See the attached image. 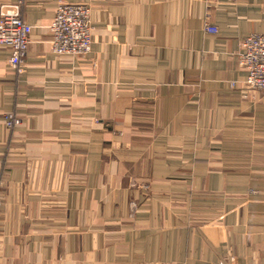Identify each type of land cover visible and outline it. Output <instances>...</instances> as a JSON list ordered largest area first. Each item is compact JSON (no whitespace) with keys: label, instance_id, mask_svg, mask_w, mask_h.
<instances>
[{"label":"crops","instance_id":"obj_1","mask_svg":"<svg viewBox=\"0 0 264 264\" xmlns=\"http://www.w3.org/2000/svg\"><path fill=\"white\" fill-rule=\"evenodd\" d=\"M57 1L0 0L32 26L24 72L0 47V264H264V93L237 59L264 0H59L91 7L77 57L48 46Z\"/></svg>","mask_w":264,"mask_h":264},{"label":"built area","instance_id":"obj_2","mask_svg":"<svg viewBox=\"0 0 264 264\" xmlns=\"http://www.w3.org/2000/svg\"><path fill=\"white\" fill-rule=\"evenodd\" d=\"M206 30L215 31V26ZM32 26L25 21L16 5L1 7L0 47L6 49L5 62L13 70H26V53L31 42ZM47 41L54 54L85 56L91 49V7L85 2L57 1ZM238 63L248 70L245 83L252 91L264 92V31L247 35L238 54ZM5 125L14 128L20 121L14 114H6ZM0 196V212L2 210Z\"/></svg>","mask_w":264,"mask_h":264},{"label":"trees","instance_id":"obj_3","mask_svg":"<svg viewBox=\"0 0 264 264\" xmlns=\"http://www.w3.org/2000/svg\"><path fill=\"white\" fill-rule=\"evenodd\" d=\"M207 26H213V25H211V24H206ZM206 25L204 24V30H206L205 29V27H206ZM216 27V26H215ZM206 31H211V30H206ZM215 31H217V27H216V30ZM257 32H259V31H257ZM255 33V32H254ZM242 49V48H241ZM240 49V50H241ZM240 50L238 51V53H237V58H238V54H239V52H240ZM72 56V55H71ZM75 57V56H74ZM246 70V73L248 72V70L247 69H245ZM244 88L247 90V91H250V92H253L252 90H250L249 89V87H248V85L245 83V79H244ZM257 92H262V91H257ZM262 93H264V92H262ZM15 115V114H14ZM16 116V115H15ZM18 119H19V123L15 126V127H17V126H20L22 123H23V121H22V119L21 118H19L18 116H16ZM6 127V126H5ZM15 127L14 128H8V127H6L8 130H14L15 129Z\"/></svg>","mask_w":264,"mask_h":264}]
</instances>
